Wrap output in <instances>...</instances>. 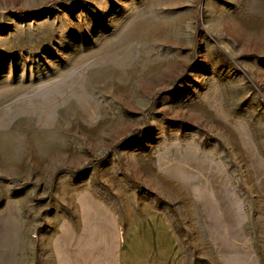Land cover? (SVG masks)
Returning <instances> with one entry per match:
<instances>
[{
    "label": "rangeland",
    "instance_id": "374dc122",
    "mask_svg": "<svg viewBox=\"0 0 264 264\" xmlns=\"http://www.w3.org/2000/svg\"><path fill=\"white\" fill-rule=\"evenodd\" d=\"M84 189L264 264V0H0V264Z\"/></svg>",
    "mask_w": 264,
    "mask_h": 264
},
{
    "label": "crops",
    "instance_id": "0c3cea01",
    "mask_svg": "<svg viewBox=\"0 0 264 264\" xmlns=\"http://www.w3.org/2000/svg\"><path fill=\"white\" fill-rule=\"evenodd\" d=\"M39 251L17 253L18 264H184L179 242L165 216L148 210L122 220L92 191L74 194Z\"/></svg>",
    "mask_w": 264,
    "mask_h": 264
}]
</instances>
